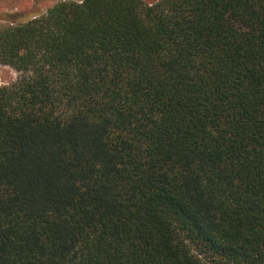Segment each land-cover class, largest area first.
Instances as JSON below:
<instances>
[{
    "label": "trees",
    "instance_id": "1",
    "mask_svg": "<svg viewBox=\"0 0 264 264\" xmlns=\"http://www.w3.org/2000/svg\"><path fill=\"white\" fill-rule=\"evenodd\" d=\"M20 20L0 26L19 73L0 85V264H264V0Z\"/></svg>",
    "mask_w": 264,
    "mask_h": 264
},
{
    "label": "rangeland",
    "instance_id": "2",
    "mask_svg": "<svg viewBox=\"0 0 264 264\" xmlns=\"http://www.w3.org/2000/svg\"><path fill=\"white\" fill-rule=\"evenodd\" d=\"M58 0H0V26L11 24L14 22H22L21 18H26L28 15L31 18L44 14L49 7L55 4ZM147 3L155 2L156 0H144ZM19 73L9 65L0 63V85H9L13 83Z\"/></svg>",
    "mask_w": 264,
    "mask_h": 264
}]
</instances>
